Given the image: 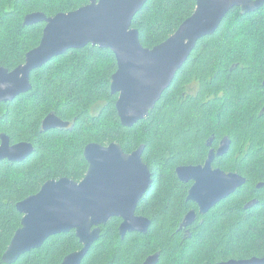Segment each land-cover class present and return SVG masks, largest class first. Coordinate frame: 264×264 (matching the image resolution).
I'll use <instances>...</instances> for the list:
<instances>
[{
    "label": "trees",
    "instance_id": "1",
    "mask_svg": "<svg viewBox=\"0 0 264 264\" xmlns=\"http://www.w3.org/2000/svg\"><path fill=\"white\" fill-rule=\"evenodd\" d=\"M88 3L0 0V68H17L41 42L45 23L24 26L25 16L42 12L52 17ZM196 6V0H148L132 27L142 45L153 48L171 37ZM117 69L111 50L92 45L70 50L31 74L29 93L0 102V134L12 144L28 142L35 148L23 162H0V264L22 224L17 204L49 180L81 181L88 169L83 150L91 142H117L126 153L145 145L143 161L153 183L137 214L152 224L147 234L122 239L121 220L112 218L81 264H143L159 252L158 264L264 258V186L258 188L264 184V5L249 14L234 8L214 34L199 40L154 110L131 128L122 126L119 95L111 92ZM51 113L75 120V128L42 132ZM225 137L230 149L214 167L243 176L246 184L205 214L197 233L186 238L179 226L194 205L176 169L203 164L209 139L217 148ZM82 247L71 231L52 236L14 264H62Z\"/></svg>",
    "mask_w": 264,
    "mask_h": 264
},
{
    "label": "water",
    "instance_id": "2",
    "mask_svg": "<svg viewBox=\"0 0 264 264\" xmlns=\"http://www.w3.org/2000/svg\"><path fill=\"white\" fill-rule=\"evenodd\" d=\"M147 2L89 0L77 10L52 17L42 12L25 16L24 26L45 23L43 36L39 46L27 52L24 64L13 70L0 68V102H11L29 93L33 88L31 74L53 59L92 45L111 50L116 57L118 69L111 79V92L119 95L117 112L122 126L131 128L154 110L199 40L214 34L234 8L249 14L264 5V0H196L194 13L171 37L158 46L146 48L132 22ZM69 126V122L50 114L42 122V132ZM0 141V162H23L35 151L28 142L12 144L4 133ZM230 145L227 137L216 152L210 151L205 165L176 169L181 182L194 183L187 200L197 204L202 215L246 184V178L237 173L213 169L214 159L227 154ZM143 151L144 145L131 154L125 153L116 142L109 146L88 145L85 157L89 170L83 181L49 180L37 194L17 204L23 215L22 224L4 253L3 262L14 264L40 249L52 236L75 231L83 248L66 256L62 264H81L100 239L101 227L114 217L123 219L122 237L132 232L147 234L151 221L136 215L138 203L153 183L152 173L142 160ZM196 218V212L188 213L182 228ZM158 261L156 254L144 264ZM219 264H264V258L232 259Z\"/></svg>",
    "mask_w": 264,
    "mask_h": 264
},
{
    "label": "flooded vegetation",
    "instance_id": "3",
    "mask_svg": "<svg viewBox=\"0 0 264 264\" xmlns=\"http://www.w3.org/2000/svg\"><path fill=\"white\" fill-rule=\"evenodd\" d=\"M60 57V56H59ZM26 58V57H25ZM58 58V57H57ZM56 59V58H55ZM55 59H53V60H55ZM52 60V61H53ZM24 64V63H23ZM51 115H56L57 117H59L56 113H51ZM60 118V117H59ZM61 120H63L62 118H60ZM64 122H69L70 123V126L68 127V128H64V129H51V130H59V131H72L74 128H75V120H74V122H71V121H65V120H63ZM1 134H3V133H1ZM0 134V135H1ZM5 134V133H4ZM225 138H227V137H225ZM225 138H223V140L225 139ZM229 138V137H228ZM213 139L214 138H211V139H209V142H208V144L207 145H209L208 147L210 148V150H209V153H210V151L211 150H214L215 152L220 148V146H221V142L223 141V140H221L220 141V144H219V146L217 147V148H213ZM12 143V142H11ZM112 143H114V142H112ZM112 143H110V144H112ZM117 143V142H116ZM0 144H1V141H0ZM90 144H100V143H97V142H91V143H89V144H87L86 146H85V148H84V150H83V157H84V159H85V161L87 162V164H88V169H87V171H86V174H85V176H84V178L81 180V181H83L84 179H85V177L87 176V173H88V170H89V163H88V161H87V159H86V157H85V150H86V147L88 146V145H90ZM110 144H108V145H103V144H100V145H103V146H109ZM140 147V146H139ZM138 147V148H139ZM137 148V149H138ZM136 149V150H137ZM144 149H145V145H144ZM136 150H134V151H136ZM133 151V152H134ZM125 152V151H124ZM133 152H131V153H133ZM126 153V152H125ZM131 153H127V154H131ZM209 153H208V156H209ZM143 154H144V151H143ZM208 156H207V158H206V160L203 162V164H201V165H205V163H206V161H207V159H208ZM218 158H221V157H217V158H215L214 159V161H213V163H212V165H213V169H219V168H215L214 167V164H215V161L218 159ZM142 160H143V155H142ZM144 162V161H143ZM145 163V162H144ZM146 164V163H145ZM147 165V164H146ZM199 166V165H198ZM181 167V166H180ZM149 168V167H148ZM150 170V169H149ZM151 172V171H150ZM177 175V174H176ZM152 177H153V175H152ZM63 178H67V177H63ZM178 178V177H177ZM60 179H62V178H60ZM55 180H59V179H55ZM72 180V179H71ZM179 180V179H178ZM81 181H79V182H81ZM180 181V180H179ZM181 182V181H180ZM181 183H183V182H181ZM183 184H185L186 186H187V188H188V191H187V194H189V191H190V189L192 188V186H193V182L191 181V182H188V183H183ZM261 185H263L264 186V184H261ZM151 187V186H150ZM258 188H261L259 185H258ZM150 189V188H149ZM147 193V192H146ZM145 193V194H146ZM144 197V196H143ZM142 197V198H143ZM187 198H188V195H187ZM142 200V199H141ZM141 200H140V202H141ZM140 202L138 203V206H139V204H140ZM258 202L255 200V201H253V202H251V203H249L250 205H252L251 207H253L255 204H257ZM192 204L194 205V208L193 209H190L189 210V212L188 213H190V212H192V211H194V212H196V215H197V218L195 219V221L192 223V224H190L189 226H187V227H183L182 228V225H183V223H184V220H185V218H186V216L188 215V213L185 215V217L183 218V221L181 222V224H180V226H179V230H181L182 232H183V235H184V237H186V238H190L192 235H195L196 233H197V230H198V225H202L203 224V222H204V215H202V214H200V210H199V207H198V205L197 204H195V203H193L192 202ZM248 204V205H249ZM247 205V206H248ZM138 206H137V209H138ZM137 209H136V215L137 216H140V217H145V218H148V217H146V216H143V215H138L137 214ZM114 218H118V217H114ZM118 219H120L121 220V223H120V226H119V235L121 236V234H120V227H121V225L123 224V219H121V218H118ZM149 219V218H148ZM111 220V219H110ZM109 220V221H110ZM150 221H151V219H149ZM108 221V222H109ZM108 222H107V224H108ZM152 223V222H151ZM106 224V225H107ZM106 225H103V226H106ZM102 226V227H103ZM101 227V228H102ZM132 233H137V232H132ZM127 234H129V233H127ZM126 234V235H127ZM139 234H142V233H139ZM126 235H125V237H126ZM125 237H122L121 236V238L122 239H124ZM82 245V244H81ZM83 248V247H82ZM72 254V253H71ZM156 254H159V261H160V257H161V254H160V252L159 253H156ZM156 254H153V255H156ZM70 255V254H69ZM153 255H150L149 257H151V256H153ZM68 256V255H67ZM148 257V258H149ZM148 258H146V260L148 259ZM145 260V261H146ZM145 261L143 262V264L145 263ZM159 261H158V263H159ZM222 262H226V261H222ZM222 262H217V263H215V264H219V263H222Z\"/></svg>",
    "mask_w": 264,
    "mask_h": 264
},
{
    "label": "snow or ice",
    "instance_id": "4",
    "mask_svg": "<svg viewBox=\"0 0 264 264\" xmlns=\"http://www.w3.org/2000/svg\"><path fill=\"white\" fill-rule=\"evenodd\" d=\"M129 163L131 164V160H129Z\"/></svg>",
    "mask_w": 264,
    "mask_h": 264
}]
</instances>
